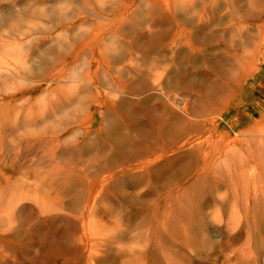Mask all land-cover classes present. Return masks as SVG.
<instances>
[{
  "label": "rangeland",
  "instance_id": "1",
  "mask_svg": "<svg viewBox=\"0 0 264 264\" xmlns=\"http://www.w3.org/2000/svg\"><path fill=\"white\" fill-rule=\"evenodd\" d=\"M262 4L0 0V264L233 257L264 192Z\"/></svg>",
  "mask_w": 264,
  "mask_h": 264
},
{
  "label": "bare ground",
  "instance_id": "2",
  "mask_svg": "<svg viewBox=\"0 0 264 264\" xmlns=\"http://www.w3.org/2000/svg\"><path fill=\"white\" fill-rule=\"evenodd\" d=\"M253 191H255V188ZM245 193H244L245 198L242 197L245 200V202L247 201L246 202L247 205L245 206L244 210L238 208L234 209L230 214V220L226 223V227H227L226 232L229 235L228 238L229 242L232 243L240 242V245L237 248H233L228 245H224L223 247L220 246L222 253L226 251L236 253L233 257H227L225 259L224 264H264V192L262 194H259L257 192L255 193L248 192L246 194ZM237 197L235 196V198ZM219 217L220 220L219 218L218 220L221 221L222 215L219 214ZM228 239L225 241H228ZM214 255L219 256V252H215ZM233 258H236V261H233ZM146 261L147 260L145 259V257H141L139 261H137V264H148L146 263ZM187 261L193 263L195 262V258L192 259V257H189ZM172 263L173 262L170 261L168 256L165 257L163 262L162 261L160 262V264H172Z\"/></svg>",
  "mask_w": 264,
  "mask_h": 264
}]
</instances>
